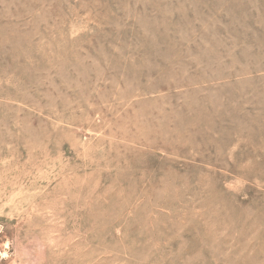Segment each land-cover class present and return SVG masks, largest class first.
Here are the masks:
<instances>
[{
  "label": "rangeland",
  "instance_id": "374dc122",
  "mask_svg": "<svg viewBox=\"0 0 264 264\" xmlns=\"http://www.w3.org/2000/svg\"><path fill=\"white\" fill-rule=\"evenodd\" d=\"M0 264H264V0H0Z\"/></svg>",
  "mask_w": 264,
  "mask_h": 264
}]
</instances>
